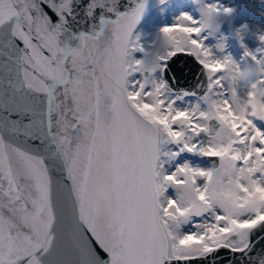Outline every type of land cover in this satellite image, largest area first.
Masks as SVG:
<instances>
[{"label":"snow or ice","instance_id":"obj_1","mask_svg":"<svg viewBox=\"0 0 264 264\" xmlns=\"http://www.w3.org/2000/svg\"><path fill=\"white\" fill-rule=\"evenodd\" d=\"M79 2L0 0V264H264V47L245 49L261 74L241 86L202 36L229 9L181 12L160 53L134 36L144 0H87L70 48ZM177 55L198 94L154 78Z\"/></svg>","mask_w":264,"mask_h":264},{"label":"rangeland","instance_id":"obj_2","mask_svg":"<svg viewBox=\"0 0 264 264\" xmlns=\"http://www.w3.org/2000/svg\"><path fill=\"white\" fill-rule=\"evenodd\" d=\"M204 5H215L218 9H229L225 14L220 11L215 15L213 28L202 33L205 46L209 47L217 56L228 55L239 65L246 61L243 59L245 49L253 52L260 47H264L258 39L264 35V4L257 0H198L192 3L191 0H168L155 7L148 16L138 25L134 31V36L139 37L140 43L148 48L153 46L156 51L162 53L163 49L158 42L159 30L175 22L176 17L181 12H188L194 18H200L199 8ZM155 42V44H154ZM218 44H223V50L217 49ZM133 57L139 59L141 53L134 52ZM154 78L162 79L161 71L157 70L153 74ZM169 95H173L170 94ZM197 101V97H183L177 101L178 108L190 107ZM257 127L264 129V122L253 119ZM187 160L192 165L204 166L207 163L201 158L192 154H183L182 159ZM173 190L170 188L168 194Z\"/></svg>","mask_w":264,"mask_h":264},{"label":"water","instance_id":"obj_3","mask_svg":"<svg viewBox=\"0 0 264 264\" xmlns=\"http://www.w3.org/2000/svg\"><path fill=\"white\" fill-rule=\"evenodd\" d=\"M259 1L264 3V0ZM137 2H139V0H137ZM86 3L87 0H80L79 3L74 4L75 18H69L68 23L62 27L59 39L62 44H67L70 48L79 46V31L87 30L91 23V21L83 15L84 5ZM125 3L127 4L128 0H125ZM159 4H161L160 0H144V11L138 24ZM81 20H83V23H81ZM243 58L246 62L248 61V57L243 55ZM162 78L174 95H179L181 92L198 94L200 86L203 83V76L199 65L192 57L186 55H177L167 60L166 67H164L162 71ZM203 160L206 159L203 158ZM253 239H255V237H253ZM262 245H264V241H261L260 244L257 245V250L260 249ZM251 254L255 255V251ZM220 255L223 256L225 260L231 258L229 255H226V250H222Z\"/></svg>","mask_w":264,"mask_h":264},{"label":"clouds","instance_id":"obj_4","mask_svg":"<svg viewBox=\"0 0 264 264\" xmlns=\"http://www.w3.org/2000/svg\"><path fill=\"white\" fill-rule=\"evenodd\" d=\"M236 79V82L241 86H251L255 82V77L260 75V69L254 64L244 63L242 66L238 65L234 68L232 73ZM153 213L151 210L142 214V221L149 227L153 226L152 220Z\"/></svg>","mask_w":264,"mask_h":264}]
</instances>
